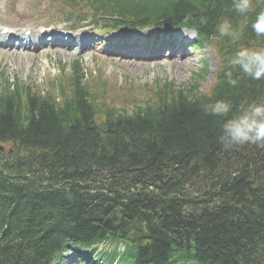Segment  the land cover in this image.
<instances>
[{
  "label": "trees",
  "instance_id": "1",
  "mask_svg": "<svg viewBox=\"0 0 264 264\" xmlns=\"http://www.w3.org/2000/svg\"><path fill=\"white\" fill-rule=\"evenodd\" d=\"M86 2L93 16L129 24L187 19L221 66L207 91L201 73L184 87L117 94L85 81L78 63L56 90L1 82L0 142L13 152L0 154V264H47L66 236L89 243L105 234L131 239L151 263L264 264V147L226 149L219 135L233 113L203 110L220 99L264 101V79L232 68V86L225 76L238 47L264 46L251 29L261 6L233 43L217 32L223 19L241 23L233 0Z\"/></svg>",
  "mask_w": 264,
  "mask_h": 264
},
{
  "label": "rangeland",
  "instance_id": "2",
  "mask_svg": "<svg viewBox=\"0 0 264 264\" xmlns=\"http://www.w3.org/2000/svg\"><path fill=\"white\" fill-rule=\"evenodd\" d=\"M33 1L35 0H19L17 2L1 0L0 24L11 27L25 24L38 29L40 25L48 23L50 18L58 21L56 16L45 11L42 7L40 11L36 10L32 5ZM20 9H25V11H20ZM204 49H206L204 59L210 66L207 77V85H209L214 80V73L220 62L208 47ZM17 53V55H11L12 53L0 49V81L3 77L11 81L18 79L21 83L31 84L33 88L40 90L48 88L50 83L61 74L62 67L64 72L69 73L71 63L79 58L82 59L84 69L88 73L86 77L88 80L102 77L110 85H117L118 82H121L123 84L121 87L127 85L136 88V90L144 88L146 83L159 79L174 80L178 84L185 83L189 80L192 72L197 71L201 65L200 61L198 63L192 61L185 70H179L175 65L171 64L170 66V63L157 61L149 64L141 62L130 64V62L120 61L121 58L110 59L111 56L100 51L94 52V54L86 52L79 55L60 53L58 56L54 52H49L47 54L38 53L31 57L24 56L25 51Z\"/></svg>",
  "mask_w": 264,
  "mask_h": 264
},
{
  "label": "clouds",
  "instance_id": "3",
  "mask_svg": "<svg viewBox=\"0 0 264 264\" xmlns=\"http://www.w3.org/2000/svg\"><path fill=\"white\" fill-rule=\"evenodd\" d=\"M233 6L242 21L234 26L229 19H223L217 25L219 36L227 37L233 43L239 42L248 26V13L252 12L255 6H261L256 12L254 22L251 23V29L257 38L264 37V0H233ZM200 22L207 21L202 17ZM181 31L188 39H198V29L189 25L187 19ZM205 51L206 49L200 48L194 52L198 62L204 59ZM228 63L230 68L225 76L232 86L238 83V78H233L232 68H238L240 73L252 80L264 79V46H240ZM203 110L206 114L218 117H229V114L233 113L223 122L219 135V142L226 149L245 144L264 147V101L244 100L234 106L230 101L220 99L205 105Z\"/></svg>",
  "mask_w": 264,
  "mask_h": 264
},
{
  "label": "bare ground",
  "instance_id": "4",
  "mask_svg": "<svg viewBox=\"0 0 264 264\" xmlns=\"http://www.w3.org/2000/svg\"><path fill=\"white\" fill-rule=\"evenodd\" d=\"M179 47L180 48L175 47V48L170 49V58H171L170 63L174 64L175 67L179 70H185L189 66L187 63V57H184L186 53L181 50L182 46H179ZM179 52L181 53V55L178 57L176 56V53H179ZM13 55H17V53H13ZM33 55L34 53H28L27 57H31ZM125 60L132 62V64L136 62L135 55H132L128 59H125Z\"/></svg>",
  "mask_w": 264,
  "mask_h": 264
}]
</instances>
